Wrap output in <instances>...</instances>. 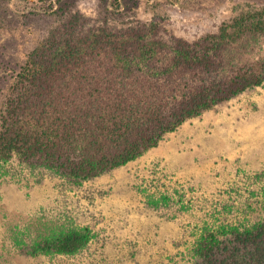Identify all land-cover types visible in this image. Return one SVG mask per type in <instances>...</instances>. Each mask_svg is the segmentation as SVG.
<instances>
[{
  "label": "trees",
  "instance_id": "obj_1",
  "mask_svg": "<svg viewBox=\"0 0 264 264\" xmlns=\"http://www.w3.org/2000/svg\"><path fill=\"white\" fill-rule=\"evenodd\" d=\"M162 1L186 0H106L96 14L70 12L51 29L6 94L0 162L17 156L74 181L90 179L264 81L262 46L254 58L264 7H243L216 32L189 40L162 24ZM146 7L154 12L147 20L138 16ZM90 238L86 227H51L29 252L73 255ZM191 252L189 264H264V205L252 220L205 225Z\"/></svg>",
  "mask_w": 264,
  "mask_h": 264
},
{
  "label": "rangeland",
  "instance_id": "obj_2",
  "mask_svg": "<svg viewBox=\"0 0 264 264\" xmlns=\"http://www.w3.org/2000/svg\"><path fill=\"white\" fill-rule=\"evenodd\" d=\"M105 1L0 0V111L28 53L70 12L92 16ZM249 6L264 0L162 1L156 11L166 29L195 40ZM153 13L138 10L146 20ZM258 41L254 58L264 36ZM263 205L264 81L90 179L74 181L17 156L0 162V264H189L205 225L252 220ZM72 226L90 230L81 251L30 254L51 227Z\"/></svg>",
  "mask_w": 264,
  "mask_h": 264
}]
</instances>
